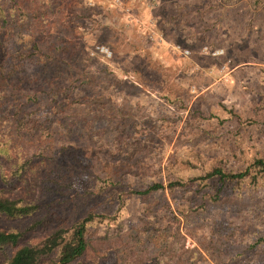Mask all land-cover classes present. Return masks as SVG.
Returning <instances> with one entry per match:
<instances>
[{
    "label": "rangeland",
    "instance_id": "obj_1",
    "mask_svg": "<svg viewBox=\"0 0 264 264\" xmlns=\"http://www.w3.org/2000/svg\"><path fill=\"white\" fill-rule=\"evenodd\" d=\"M250 2L0 0V174L32 160L10 195L48 220L26 242L98 214L73 264H264V177L195 182L264 161Z\"/></svg>",
    "mask_w": 264,
    "mask_h": 264
},
{
    "label": "trees",
    "instance_id": "obj_2",
    "mask_svg": "<svg viewBox=\"0 0 264 264\" xmlns=\"http://www.w3.org/2000/svg\"><path fill=\"white\" fill-rule=\"evenodd\" d=\"M0 154L8 155V151ZM32 160L14 166L9 172L2 171L0 174V219L8 221H21L32 218V221L23 229L10 231L0 230V253H10L6 264H73L81 259L87 249L88 228L95 221L98 214H88L85 218L77 221L69 227H58L39 241L26 242L27 234L37 230H44L48 220L42 215V206L24 198H14L10 194L16 190L17 184L24 180L25 174L30 170ZM264 177V161L255 160L249 168L237 172L227 173L220 168H213L203 177L195 180L198 185L205 182H215L218 191L226 192L232 188L240 189L246 181L257 185ZM233 185V187H230ZM179 184H169L172 188ZM165 190L164 185L153 183L147 189L134 191L132 194L146 196Z\"/></svg>",
    "mask_w": 264,
    "mask_h": 264
},
{
    "label": "crops",
    "instance_id": "obj_3",
    "mask_svg": "<svg viewBox=\"0 0 264 264\" xmlns=\"http://www.w3.org/2000/svg\"><path fill=\"white\" fill-rule=\"evenodd\" d=\"M249 1H251L250 3L253 4L252 10L255 11V17L257 21H259V29L263 30V35H264V0H249Z\"/></svg>",
    "mask_w": 264,
    "mask_h": 264
},
{
    "label": "built area",
    "instance_id": "obj_4",
    "mask_svg": "<svg viewBox=\"0 0 264 264\" xmlns=\"http://www.w3.org/2000/svg\"><path fill=\"white\" fill-rule=\"evenodd\" d=\"M100 51H101L102 53H104V54L110 55V53L108 52V50L105 49V48H101Z\"/></svg>",
    "mask_w": 264,
    "mask_h": 264
}]
</instances>
